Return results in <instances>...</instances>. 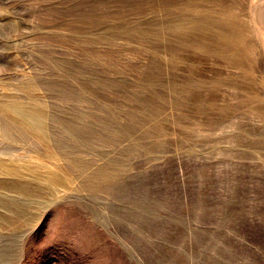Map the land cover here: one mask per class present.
<instances>
[{
  "label": "rangeland",
  "instance_id": "1",
  "mask_svg": "<svg viewBox=\"0 0 264 264\" xmlns=\"http://www.w3.org/2000/svg\"><path fill=\"white\" fill-rule=\"evenodd\" d=\"M0 264H264V0H0Z\"/></svg>",
  "mask_w": 264,
  "mask_h": 264
},
{
  "label": "bare ground",
  "instance_id": "2",
  "mask_svg": "<svg viewBox=\"0 0 264 264\" xmlns=\"http://www.w3.org/2000/svg\"><path fill=\"white\" fill-rule=\"evenodd\" d=\"M210 20H211V18L206 16L201 21H203V23H206V22H208ZM217 27L220 28L221 30H223V33L224 34H228L229 37H230L232 32L235 29V24L232 21H228L227 23L226 22L220 23Z\"/></svg>",
  "mask_w": 264,
  "mask_h": 264
}]
</instances>
